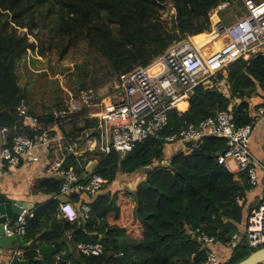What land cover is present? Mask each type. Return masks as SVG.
Returning a JSON list of instances; mask_svg holds the SVG:
<instances>
[{"label": "trees", "instance_id": "16d2710c", "mask_svg": "<svg viewBox=\"0 0 264 264\" xmlns=\"http://www.w3.org/2000/svg\"><path fill=\"white\" fill-rule=\"evenodd\" d=\"M227 1L232 0H0V128L11 131L9 144L14 135L41 132L31 131L19 116L21 101L42 128L57 125L69 145L82 146L89 136H98L97 121L88 118V108L68 120L56 112L71 95L78 98L84 92L110 89L121 74L149 66L183 39L191 37L199 44L220 14L218 6ZM237 5L241 17L245 13L241 0L229 9ZM166 6L174 10L171 20L164 18ZM80 47L82 61L63 69L69 73L70 93L57 85L59 94L50 103L36 104L31 79L22 82L21 64L29 54L63 62ZM221 82L227 84L226 93ZM255 97L264 101L263 54L239 59L226 74L197 86L187 111L169 112L162 135L198 125L218 111L229 112L238 127L249 125L250 100ZM225 149L226 140L210 137L191 153L171 156L161 139L150 138L126 155L116 151L102 155L95 173L105 179V190L94 199L70 197L79 212L74 223L58 217L59 201L38 206L28 218L19 250L24 259L42 258L32 264H202L208 250L218 254L221 264H238L259 250L250 249L244 236L248 217L258 205L246 209L251 190L247 174L236 176L218 163L217 156ZM66 168L78 174L84 170L73 156ZM141 171H147L144 179L128 189L127 182L142 178ZM60 186V180L47 178L34 190L53 195ZM85 202L92 206L89 219L81 212ZM200 233L215 244L200 242ZM235 235L239 239L229 247ZM88 244H101L104 253L83 254L79 247Z\"/></svg>", "mask_w": 264, "mask_h": 264}, {"label": "built area", "instance_id": "2783aa9c", "mask_svg": "<svg viewBox=\"0 0 264 264\" xmlns=\"http://www.w3.org/2000/svg\"><path fill=\"white\" fill-rule=\"evenodd\" d=\"M237 1L220 4L216 14L228 10L231 3ZM241 1L245 13L236 22L228 25L220 19L213 20L211 31L205 34L213 43H207L202 48L191 37L183 39L149 66H139L121 74L110 89L99 93L84 92L78 98L71 95L56 116L68 120L71 115L88 108V118L97 121L99 135L87 139L82 146L77 143L69 145L57 125L42 128L38 120L29 115L27 103L21 101L17 108L19 116L24 118L25 125L31 131L41 132L32 137L14 135L10 144L0 147V163L17 168L35 150L46 155L53 154L56 159L53 162L47 160L48 172L60 179L61 186L59 193L51 195L50 200L59 201L60 217L71 223L78 220L79 212L70 197L78 195L82 200L94 199L106 188L105 179L95 173V169L86 171L88 164L112 151L126 155L150 138L161 139L166 152L175 150L171 147L179 145L176 153H191L203 146L206 138H222L226 140V149L218 154V163L236 176L246 173L251 186L249 192L254 190L260 179L264 178V161L253 155L250 143L254 128L264 118V106L252 113V123L246 126L238 127L229 112L218 111L198 125H189L171 135H162L169 125V112L178 110V103L189 99L197 86L219 74H226L228 66L239 59L248 60L259 54L264 55V0ZM221 40L224 43L219 49L207 55L203 52L205 47ZM226 85V82H221L225 93ZM0 132L2 136L11 137L8 129H1ZM89 140L92 142L87 147ZM69 156H73L84 169L81 174L66 168ZM87 157L92 159L85 160ZM237 201L243 203L240 199ZM91 210L89 202L82 204L84 219H89ZM31 216L32 212L24 209L15 223L4 225L5 235L24 238ZM244 236L250 249L264 248V188L259 205L248 217ZM197 239L210 247L215 244L213 238L202 233ZM238 239V235H235L228 246L235 245ZM79 249L87 256L104 253L101 244L81 245ZM17 258L24 259L23 251H10L7 264H13ZM202 264H221V260L215 251L208 250Z\"/></svg>", "mask_w": 264, "mask_h": 264}, {"label": "crops", "instance_id": "0c3cea01", "mask_svg": "<svg viewBox=\"0 0 264 264\" xmlns=\"http://www.w3.org/2000/svg\"><path fill=\"white\" fill-rule=\"evenodd\" d=\"M230 23L231 22H228V25ZM223 43L224 40H221V45ZM210 45H208L203 49V52L206 55L210 54L212 51L217 50L215 45L213 46L212 49H210L209 48ZM181 103H186V107L185 108L180 107L179 105ZM250 105H251V113H254L257 111L259 107L264 106V101L259 97H255L250 100ZM177 107L180 112L187 111L189 108V99H183L178 103ZM7 144H9L8 136H2L0 132V147ZM263 144H264V118L254 128L250 143L251 152L255 157H257L262 161H264ZM179 147H180L179 145L171 147L174 148L175 150H172L171 152L169 151L167 153L173 156V154L176 153V149H179ZM34 158H38V159L35 160ZM55 159L56 158L53 157V154L46 155L45 153H42V151L35 150L26 157L24 163L20 167L11 168L7 164L0 163V195H4L10 199L28 203L33 207V210H29L33 213L38 206L47 203L51 198V194L47 193L46 191H38V192L35 191L34 190L35 184L38 181L47 178L60 180L58 177L48 172L47 160L53 162ZM141 177L142 178H139L140 181L144 179L143 178L144 175L142 174ZM127 185L129 188L132 187L129 184ZM136 186L137 184L135 183V185L131 189H135ZM263 188H264V178H261L258 186L247 194V199H246L247 210L254 208L256 205H259ZM58 217L62 219L59 214ZM6 224H13V222H7ZM19 246L17 249H19ZM225 254L226 252H223L222 256L224 257ZM9 257H10V251H0V264H7L9 262Z\"/></svg>", "mask_w": 264, "mask_h": 264}, {"label": "rangeland", "instance_id": "374dc122", "mask_svg": "<svg viewBox=\"0 0 264 264\" xmlns=\"http://www.w3.org/2000/svg\"><path fill=\"white\" fill-rule=\"evenodd\" d=\"M241 9L239 5H237L234 9H228L218 15V17H215L214 19H220L224 20L226 24L228 22H231L230 24H233L236 22L238 17V11ZM174 10L170 6H166V10L164 12V18L167 20H171L173 15L172 13ZM224 15V17H223ZM224 18V19H222ZM31 41H35L34 38H31ZM207 43H210L205 36L202 37V41L199 43L200 47L203 48L204 45ZM215 45L216 49H219L221 46V43L217 41V43L211 44L209 46L210 49L213 48ZM84 47H80L77 52L73 53L69 56L68 59L65 61H59L55 57L48 56L47 58H39L37 55L33 56L32 54H29V57L25 62L21 64V72L24 75V79H22L23 83L31 79L32 82V89H33V95H34V101L36 104L43 103H50L51 99L56 97V95L59 94L57 90V85L59 88H61L63 91L69 92L68 88V75L69 73L63 72V69L66 67H74V64L76 62H81L84 58ZM39 59L40 62H36L35 64L32 62V59ZM55 73V74H54ZM107 88H104L102 90H106ZM100 90V91H102ZM93 136H89L87 139L92 138ZM86 139V140H87ZM92 141L89 140L86 144L88 147ZM91 157H87L85 160H90ZM147 171H141L139 175L144 174ZM140 180L137 179L135 182L130 181L127 182L132 187H128V189L133 188L135 183L137 184Z\"/></svg>", "mask_w": 264, "mask_h": 264}, {"label": "water", "instance_id": "95a60500", "mask_svg": "<svg viewBox=\"0 0 264 264\" xmlns=\"http://www.w3.org/2000/svg\"><path fill=\"white\" fill-rule=\"evenodd\" d=\"M97 165V160L90 162L86 168V171L90 172L91 170L95 169ZM24 209L33 210V207L28 203L0 195V251L15 250L19 245L25 242L23 237L19 238L17 235L7 236L4 233V225L7 222L15 223ZM69 247L71 249L70 245ZM33 261L40 262L42 259L39 257L35 258L34 260L17 258L14 260L13 264H32ZM238 264H264V248L252 252L246 259L239 262Z\"/></svg>", "mask_w": 264, "mask_h": 264}, {"label": "bare ground", "instance_id": "6f19581e", "mask_svg": "<svg viewBox=\"0 0 264 264\" xmlns=\"http://www.w3.org/2000/svg\"><path fill=\"white\" fill-rule=\"evenodd\" d=\"M203 36H205L209 42H212V41L210 40V37H209V36H207V35H205V34H204ZM218 42L221 43V41H218ZM212 43H213V42H212ZM215 43H217V41H216ZM179 106L182 107V108H185V107H186V103H181Z\"/></svg>", "mask_w": 264, "mask_h": 264}]
</instances>
